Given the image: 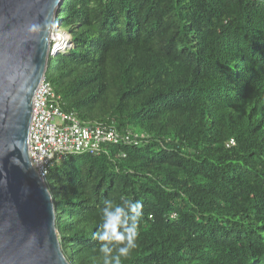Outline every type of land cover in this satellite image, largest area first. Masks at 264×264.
<instances>
[{"label":"trees","instance_id":"1","mask_svg":"<svg viewBox=\"0 0 264 264\" xmlns=\"http://www.w3.org/2000/svg\"><path fill=\"white\" fill-rule=\"evenodd\" d=\"M56 26L61 109L121 139L49 171L69 263L103 264L104 202L140 200L121 264H264V0H65Z\"/></svg>","mask_w":264,"mask_h":264},{"label":"water","instance_id":"2","mask_svg":"<svg viewBox=\"0 0 264 264\" xmlns=\"http://www.w3.org/2000/svg\"><path fill=\"white\" fill-rule=\"evenodd\" d=\"M64 2L0 0V264H70L29 153L34 97L62 50L52 31Z\"/></svg>","mask_w":264,"mask_h":264},{"label":"built area","instance_id":"3","mask_svg":"<svg viewBox=\"0 0 264 264\" xmlns=\"http://www.w3.org/2000/svg\"><path fill=\"white\" fill-rule=\"evenodd\" d=\"M52 32V35L58 34L55 27ZM57 41L52 38L53 44ZM53 49L52 46L51 51ZM59 100L46 76L34 97L29 142L32 164L44 181L56 162L73 154H96L103 145L121 141L115 128L98 123L84 124L73 113L63 111ZM145 138L144 134L130 133L125 142L137 145L140 139Z\"/></svg>","mask_w":264,"mask_h":264},{"label":"clouds","instance_id":"4","mask_svg":"<svg viewBox=\"0 0 264 264\" xmlns=\"http://www.w3.org/2000/svg\"><path fill=\"white\" fill-rule=\"evenodd\" d=\"M142 209L140 200H123L115 205L111 200L104 202L102 223L95 233V239L100 241L98 251L103 264H121V258H127L136 247Z\"/></svg>","mask_w":264,"mask_h":264},{"label":"rangeland","instance_id":"5","mask_svg":"<svg viewBox=\"0 0 264 264\" xmlns=\"http://www.w3.org/2000/svg\"><path fill=\"white\" fill-rule=\"evenodd\" d=\"M55 29L57 30V27H55ZM59 34H61L62 38H63L62 42H60L61 43L60 45L62 47L61 49L64 50L66 48H69L70 47V44H69V41H68L69 40V36L65 32H59ZM52 72H53V62L51 61L50 67H49V71L47 73V79L50 78Z\"/></svg>","mask_w":264,"mask_h":264},{"label":"bare ground","instance_id":"6","mask_svg":"<svg viewBox=\"0 0 264 264\" xmlns=\"http://www.w3.org/2000/svg\"><path fill=\"white\" fill-rule=\"evenodd\" d=\"M54 37H55L56 40H58V41L56 42V46H55V47H57L58 45L61 44L60 42H62L63 38H62V35H61V34H59V35H57V34H53V35H52V38H54ZM56 50H57V48H56Z\"/></svg>","mask_w":264,"mask_h":264}]
</instances>
